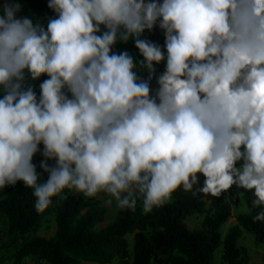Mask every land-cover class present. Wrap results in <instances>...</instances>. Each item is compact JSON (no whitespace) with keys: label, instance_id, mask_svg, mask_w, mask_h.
I'll return each mask as SVG.
<instances>
[{"label":"clouds","instance_id":"9594fccd","mask_svg":"<svg viewBox=\"0 0 264 264\" xmlns=\"http://www.w3.org/2000/svg\"><path fill=\"white\" fill-rule=\"evenodd\" d=\"M47 7L0 0V189H31L39 215L68 192L150 214L236 188L264 224V0Z\"/></svg>","mask_w":264,"mask_h":264},{"label":"trees","instance_id":"16d2710c","mask_svg":"<svg viewBox=\"0 0 264 264\" xmlns=\"http://www.w3.org/2000/svg\"><path fill=\"white\" fill-rule=\"evenodd\" d=\"M22 3V14L41 21L53 15L47 0H22ZM150 34L163 36L158 28ZM121 48L137 54L131 41L118 44L117 50ZM162 67L157 66L158 73ZM152 87H156L155 80ZM73 194L66 193V200L54 203L38 215L33 209L31 189L19 185L0 189V213L6 219V233L11 241L34 233L42 218L48 215L54 223L51 237H32L18 244L11 255L12 264L31 258L36 264L41 261L44 264H115L117 258L127 259L128 264H212L213 253L219 245L223 264H246L245 249L236 244L241 231L250 234L255 244L264 243V224L252 220L259 209L249 210L251 194L241 189L233 188L230 195L211 199V213L194 230H188L184 220L203 211L205 203L200 197L177 192L172 202L150 214L142 213L139 202L134 212L117 214L110 208L113 221L97 228L105 214L100 202ZM242 194L246 196L247 213L237 215L235 224L221 236L220 229L230 218L231 206ZM126 237H130L129 248Z\"/></svg>","mask_w":264,"mask_h":264},{"label":"rangeland","instance_id":"374dc122","mask_svg":"<svg viewBox=\"0 0 264 264\" xmlns=\"http://www.w3.org/2000/svg\"><path fill=\"white\" fill-rule=\"evenodd\" d=\"M147 38L154 42L159 43L161 46L163 45V36H153L150 33H148ZM119 50H122V48ZM162 70H163V67L160 69V71ZM73 195L79 196L76 193H74ZM97 200L100 202V205L105 210L103 221L97 225L98 226L97 228H102L113 221L114 214L110 210V207L104 204L102 199H97ZM209 201L210 200L204 199V203H205L204 209L200 214L187 217L184 220V224L188 230L198 229L201 219L205 215L211 213V205L209 204ZM246 204H247L246 196L243 194L239 195L237 203L234 206H231L230 218L226 221V223L220 229L221 236H224L227 229L235 224L234 218L237 215L247 213ZM6 227H7L6 219L4 215L0 213V250L3 248L6 249L2 254L5 257L10 256V259H11V255L13 252L11 251L12 247L15 248L16 245L21 244L32 237L49 238L53 235V232H54V223H53V219L51 215H48L42 218L38 229L34 233H31V234H28L22 237H14L12 241L10 240V238L8 237L6 233ZM126 241L128 243V248H129L130 237H126ZM236 244L237 246L245 249L246 256H247L246 264H264V243L255 244L250 234L244 231H241V235L237 239ZM220 256H221V246L219 245V247L213 253L212 264H223L220 259ZM23 262L24 263H19V264H36V261L34 258L28 259L27 261H23ZM114 263L115 264H128V260L117 258L116 260H114Z\"/></svg>","mask_w":264,"mask_h":264},{"label":"crops","instance_id":"0c3cea01","mask_svg":"<svg viewBox=\"0 0 264 264\" xmlns=\"http://www.w3.org/2000/svg\"><path fill=\"white\" fill-rule=\"evenodd\" d=\"M16 247H17V245H16ZM15 247V248H16ZM15 248H13L12 247V250L11 251H14L15 250ZM6 249H1L0 250V264H12V262H11V259H10V256L9 257H5V256H3V252L5 251ZM28 259H25L24 261H27ZM22 263H24V262H22ZM25 263H27V262H25Z\"/></svg>","mask_w":264,"mask_h":264}]
</instances>
